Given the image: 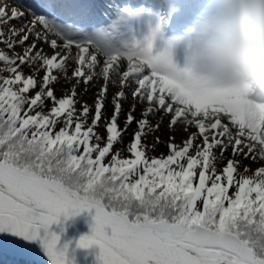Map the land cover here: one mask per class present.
Here are the masks:
<instances>
[{
  "label": "snow or ice",
  "instance_id": "1",
  "mask_svg": "<svg viewBox=\"0 0 264 264\" xmlns=\"http://www.w3.org/2000/svg\"><path fill=\"white\" fill-rule=\"evenodd\" d=\"M0 46V233L38 240L51 264H68L49 228L87 211L90 234L77 246L98 247V264H264V92L179 79L146 37L90 34L8 0ZM100 78L92 105L78 99L81 83L86 92ZM72 80L57 96L54 86ZM110 85L118 90L105 115ZM165 119L187 138L170 136L166 153L149 155L162 141L146 138Z\"/></svg>",
  "mask_w": 264,
  "mask_h": 264
},
{
  "label": "clouds",
  "instance_id": "2",
  "mask_svg": "<svg viewBox=\"0 0 264 264\" xmlns=\"http://www.w3.org/2000/svg\"><path fill=\"white\" fill-rule=\"evenodd\" d=\"M143 37L159 52L170 54L179 79L192 76L216 86L245 84L257 98L264 92V0H204L180 40L179 61L159 20L148 25Z\"/></svg>",
  "mask_w": 264,
  "mask_h": 264
},
{
  "label": "rangeland",
  "instance_id": "3",
  "mask_svg": "<svg viewBox=\"0 0 264 264\" xmlns=\"http://www.w3.org/2000/svg\"><path fill=\"white\" fill-rule=\"evenodd\" d=\"M8 2L10 4H13V5L16 4L14 0H8ZM21 7H24L23 4H22ZM13 23L16 25V27H20L21 26L20 22L13 21ZM0 47H2V46H0ZM43 47H44V50L46 52L51 54V50L49 48H47V46H43ZM16 51L19 52L20 49L17 48ZM73 67H74V64L72 62H69V73H68L69 75H71V69ZM27 71H28V69L25 68V72H27ZM39 75L42 77L43 72H41ZM75 82H76L75 80H72L71 83H65V82L61 81V83L56 84L54 86L56 95L57 96H61L62 95V90L70 89L71 84H74ZM102 85H103L102 78L94 79L92 82L89 83L88 90L85 92L83 90L85 86L83 85V83H81L79 85V89H78V92H79L78 99H80L81 101H86L89 105H92L94 103V100H95V93L98 91V89ZM117 90H118L117 87H114V86H111V85L109 86V89H108V102H107V109L108 110H107V112H105V115L110 114V112L112 110L111 98H112V96L114 95V93ZM132 103H133V101L131 100V97L129 95V98L123 102V109H124L125 112H127L129 110V107H130V105ZM77 107H79V105H77ZM134 115L136 116L137 119L141 118L140 117V106L137 107V110L134 113ZM123 121H124V117L121 116L120 117L121 126L123 125ZM158 121H159V113L156 116H153V117L150 118V122L153 125H155ZM135 129H136V125L133 124L128 129V132L125 133V135H124L125 143L130 141L131 134H132V132ZM99 131H101V133H103V128L100 127ZM189 131H195V129L191 128V129H189ZM187 135H188V133H185L184 131H182L181 128H175L173 130H169L167 119H165L162 122L160 129L158 131L150 134L146 138L148 143H152L154 141V138L157 137V136L160 137V140L162 141V143L157 147L156 152L155 153H149V155H153V154L159 155L162 152L166 153L167 149H166L165 145L168 143L170 136H175V141L174 142L177 143V144H180L182 140L187 138ZM120 147H121L120 144H116L115 145V148H120ZM230 153H231V150L229 149V153H228L229 157H230ZM124 155H127V153H124ZM244 163H248V161H244ZM250 166L253 169H255L259 165L255 164V163H252ZM42 263H37L35 261H30L28 259L10 258V257H6V256L0 254V264H42Z\"/></svg>",
  "mask_w": 264,
  "mask_h": 264
},
{
  "label": "flooded vegetation",
  "instance_id": "4",
  "mask_svg": "<svg viewBox=\"0 0 264 264\" xmlns=\"http://www.w3.org/2000/svg\"><path fill=\"white\" fill-rule=\"evenodd\" d=\"M86 212L87 211L80 214L83 216ZM74 229L76 228L73 223L60 219L58 223H53L50 226L49 231L55 232L59 235L60 240L58 246L60 248H63L65 245L68 246L66 253L68 264H91L89 256L92 253L96 254L99 252V248L96 246H92L90 248L78 247L77 242L81 236L88 235L90 232L81 229V232L76 233L74 232ZM0 235L6 243H9L13 246L16 252V255L12 256L11 258L28 259L37 263L43 262L42 264H51V261L46 255L42 244L38 240L26 242L24 240L16 239L15 237L9 236L5 233H0Z\"/></svg>",
  "mask_w": 264,
  "mask_h": 264
},
{
  "label": "bare ground",
  "instance_id": "5",
  "mask_svg": "<svg viewBox=\"0 0 264 264\" xmlns=\"http://www.w3.org/2000/svg\"><path fill=\"white\" fill-rule=\"evenodd\" d=\"M14 1L16 3V4H14L15 6L20 7L23 10H27L28 9V7L23 4V0H14ZM148 1L150 2L152 0H148ZM159 1L160 0H157V2H156V0H153L154 4H159L158 3ZM189 1H190V4L188 6L190 7L191 10H193L195 12V14H197L200 11V9L203 7V4H204V0H189ZM185 3H187V0H186ZM22 4H23L24 7H21ZM149 8H151V7H146L145 9L144 8L139 9V13L141 15L137 14L136 22H140L141 24L143 22L149 23L150 20L148 19L149 20L148 21L144 17L145 15H147V13H150L152 16L158 15L159 12H157L156 9H154L153 11H150ZM127 10L128 9L109 10V13H121L120 15H123V13H126ZM130 10L132 11L133 9L130 8ZM88 12H89L88 10L82 11V10H78L77 8H73V9H70V10L67 11V13L71 14V16H68L65 19L76 20L78 22H84V21H87V20L91 19V15H89ZM124 17L122 16V19ZM110 18H111V16H109L107 19H103L101 21L102 23L94 24V26L87 32L91 34V33H94L96 31L104 30L105 29L104 27L107 26V25L111 26V23H108ZM97 22H100V21H96L95 23H97ZM133 27L136 28L137 26L134 24ZM117 33H119V34H117V38L119 40L129 41V37L125 36L124 32L122 30H119ZM173 50H174V58H175V53H176V55H177L176 56L177 57L176 61H179V59H180L179 50H177V49H173Z\"/></svg>",
  "mask_w": 264,
  "mask_h": 264
},
{
  "label": "water",
  "instance_id": "6",
  "mask_svg": "<svg viewBox=\"0 0 264 264\" xmlns=\"http://www.w3.org/2000/svg\"><path fill=\"white\" fill-rule=\"evenodd\" d=\"M92 216L93 214H89V212L85 213L83 216L81 214L76 215V216H72L69 217L67 219H65L63 216L60 217V219H62L63 221H69L71 223L74 224L75 228L74 229L76 233L81 232L80 230H86L88 232H90V225L92 224ZM0 251L2 253H5L8 256H15L16 252L13 248L12 245H10L9 243H6L2 238H0ZM99 254V252H97L96 254H90V263L91 264H98L97 262V255Z\"/></svg>",
  "mask_w": 264,
  "mask_h": 264
}]
</instances>
